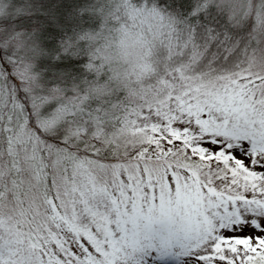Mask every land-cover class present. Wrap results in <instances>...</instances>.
Instances as JSON below:
<instances>
[{
    "label": "snow or ice",
    "instance_id": "obj_1",
    "mask_svg": "<svg viewBox=\"0 0 264 264\" xmlns=\"http://www.w3.org/2000/svg\"><path fill=\"white\" fill-rule=\"evenodd\" d=\"M0 264H264V0H0Z\"/></svg>",
    "mask_w": 264,
    "mask_h": 264
}]
</instances>
